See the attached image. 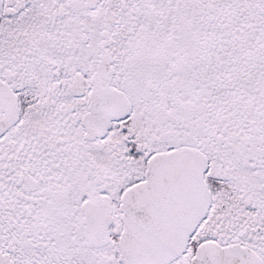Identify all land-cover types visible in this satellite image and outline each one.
<instances>
[{
    "label": "snow or ice",
    "instance_id": "1",
    "mask_svg": "<svg viewBox=\"0 0 264 264\" xmlns=\"http://www.w3.org/2000/svg\"><path fill=\"white\" fill-rule=\"evenodd\" d=\"M0 264H264V0H0Z\"/></svg>",
    "mask_w": 264,
    "mask_h": 264
}]
</instances>
